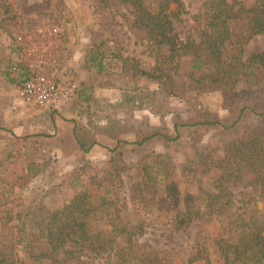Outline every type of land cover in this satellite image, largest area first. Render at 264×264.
Segmentation results:
<instances>
[{
	"label": "rangeland",
	"instance_id": "374dc122",
	"mask_svg": "<svg viewBox=\"0 0 264 264\" xmlns=\"http://www.w3.org/2000/svg\"><path fill=\"white\" fill-rule=\"evenodd\" d=\"M179 1L180 11L176 4L169 6L170 11H179L180 21L173 23V34L185 39L191 32L197 37L191 16L202 11L205 0ZM245 1L249 6L251 0ZM133 12L123 0H0L1 206L7 203L16 214L30 201L42 200L54 209L79 191L95 193L96 182L108 178L110 150L118 140L134 143L159 134L140 146H121L122 160L131 168L124 184H118L120 195L129 204L124 218L137 222L141 217L131 202V186L140 163L166 155L177 170L180 189L202 197V190H213L218 173L201 176V157L209 152L222 157L231 141L264 135V117L250 111L228 130L204 125L228 118L230 93L190 89L189 59H182L178 74L165 70L173 81L170 92L163 91L158 82L131 79L130 73H122L120 61H114L103 74L90 67L87 55L100 44H104L106 55L117 48L124 57L138 60L142 69L150 71L155 66V58L143 40L146 33L133 28ZM19 36H24V41H19ZM263 50L264 35L254 36L244 46L243 61ZM40 56L45 57L51 78L72 79L77 84L76 94L67 105L38 108L17 103L10 83L16 76L10 68L36 63ZM207 73L196 72L195 77ZM259 89L264 90L261 68H248L235 88L239 93ZM29 168L33 173H28ZM231 189L237 201L241 200L242 186ZM143 194L148 199L155 197V203L162 197L161 192L152 190ZM255 203L264 221V201L257 197ZM239 205L219 215H202L182 229L176 228L173 209L166 210L164 216L153 213L139 242L187 260L195 253L199 227L213 233ZM95 263L109 264L98 259Z\"/></svg>",
	"mask_w": 264,
	"mask_h": 264
},
{
	"label": "trees",
	"instance_id": "16d2710c",
	"mask_svg": "<svg viewBox=\"0 0 264 264\" xmlns=\"http://www.w3.org/2000/svg\"><path fill=\"white\" fill-rule=\"evenodd\" d=\"M123 2L133 8V28L146 33L143 40L155 66L150 71L142 69L138 60L124 57L117 48L106 55L100 44L89 51L86 60L97 73H105L114 61H120L122 73H130L131 79L155 81L170 92L173 81L165 70L178 74L186 58L191 64L190 89L230 93L228 118L204 125L228 130L248 111L264 117V90H235L248 68L264 71V50L243 61L244 46L254 36L264 35V0H251L249 6L245 0H205L202 11L191 16L193 31L199 35L190 32L185 39L173 34V23L180 21L179 0ZM170 4H176L179 11H170ZM203 70L208 73L196 78V72ZM17 80L12 77L10 83ZM156 136L134 143L118 140L110 150L108 178L96 182L95 193L79 191L54 209L42 200L30 201L16 214L7 203L0 205V264H96L95 259L109 264H264V221L255 203L257 197L264 201V135L231 141L222 157L213 152L203 155L198 162L200 175L217 172L218 176L213 190H202V197L180 189L177 170L166 155L143 161L131 186V202L141 218L132 222L124 218L129 204L118 187L131 170L122 160L121 146H140ZM28 173L33 170L29 168ZM233 186H242L241 200L237 201ZM145 190L161 192L162 197L155 203V197L148 199L143 194ZM236 203L240 205L213 233L199 227L195 253L187 260L139 242L153 213L164 216L173 209L176 228L182 229L202 215L225 213Z\"/></svg>",
	"mask_w": 264,
	"mask_h": 264
},
{
	"label": "built area",
	"instance_id": "2783aa9c",
	"mask_svg": "<svg viewBox=\"0 0 264 264\" xmlns=\"http://www.w3.org/2000/svg\"><path fill=\"white\" fill-rule=\"evenodd\" d=\"M18 39L24 41L25 37L19 36ZM47 65L45 57L40 56L36 63L25 62L10 68V73L18 79L12 85L21 105L60 108L74 98L77 91L75 81L51 78L46 71Z\"/></svg>",
	"mask_w": 264,
	"mask_h": 264
},
{
	"label": "crops",
	"instance_id": "0c3cea01",
	"mask_svg": "<svg viewBox=\"0 0 264 264\" xmlns=\"http://www.w3.org/2000/svg\"><path fill=\"white\" fill-rule=\"evenodd\" d=\"M15 92H16V91H15ZM16 101H17V99H16ZM17 103H19V102L17 101ZM4 106H6V105H3V107H4Z\"/></svg>",
	"mask_w": 264,
	"mask_h": 264
}]
</instances>
